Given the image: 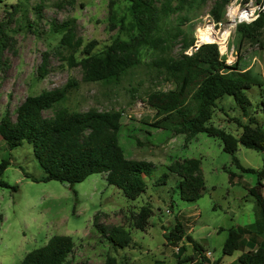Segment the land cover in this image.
I'll return each mask as SVG.
<instances>
[{
	"label": "rangeland",
	"instance_id": "374dc122",
	"mask_svg": "<svg viewBox=\"0 0 264 264\" xmlns=\"http://www.w3.org/2000/svg\"><path fill=\"white\" fill-rule=\"evenodd\" d=\"M69 1L0 2V19L13 4L18 3L20 8L8 27L14 44L5 51V63L0 66V119L5 114L14 118L25 96L74 81L76 84L68 90L61 106L70 110L119 111V142L125 155L148 161L154 168L147 177L146 190L134 200L108 184L105 173L90 174L73 185L57 180L35 181L24 175H43L31 144L24 142L8 149L0 136V159L8 157L10 162L2 174L9 186H0V264H19L26 252L44 244L53 234L70 235L75 243L74 259L92 263L102 262L109 253L116 256L118 264H241L237 261L241 250L223 255L222 246L229 228L254 223L259 217L257 198L249 190L256 184V174L241 171L233 156L223 150L219 138L198 133L187 140L182 134L174 135L151 125L156 114L146 103L147 93L173 86L155 65L157 51L143 48L140 64L118 80H83L81 67L68 65L63 54L57 53L62 33L52 29V21H73L76 35L83 42L75 53L79 59L83 46L90 41H95L92 51L97 52L114 38L125 39L134 32L130 1ZM211 5L212 0H196L162 20L160 33L169 41L170 56L180 55L184 39L192 38L204 16L211 14ZM177 31L182 34L173 37ZM229 45L234 49L238 68L264 82V27L252 38L241 37L235 29ZM43 52H49L48 66L47 72L40 75ZM247 94L251 102L248 114L264 125V84L252 86ZM44 113L50 115L51 110ZM235 118L249 121L231 97H223L214 109L213 123L237 134L240 127ZM235 156L242 166L259 168L264 153L240 145ZM186 157L200 158L205 181L204 193L193 202L180 199L174 174L168 172L163 184L157 180L173 160ZM260 191L264 198V180ZM146 203L151 205L152 215L141 230L134 226V215ZM96 212H100V223L121 224L129 229L131 243L124 248L111 247L93 225ZM176 215L186 234L201 245V254L187 241L181 253L176 246L166 244L164 233Z\"/></svg>",
	"mask_w": 264,
	"mask_h": 264
},
{
	"label": "trees",
	"instance_id": "16d2710c",
	"mask_svg": "<svg viewBox=\"0 0 264 264\" xmlns=\"http://www.w3.org/2000/svg\"><path fill=\"white\" fill-rule=\"evenodd\" d=\"M2 0H0L1 2ZM134 32L128 38H114L100 51L93 52L95 41L83 46L79 59L75 53L82 48V39L77 37L72 20L52 21V29L61 32L59 40L62 59L70 66H80L85 81L118 80L123 74L140 64L142 49L159 53L155 61L173 86L147 93L146 103L155 111L156 119L152 126L168 130L172 134H182L190 140L198 133L219 138L225 152L233 156V161L243 172L256 174L255 186L249 190L257 198L260 207L259 217L254 223L237 225L228 229L222 246L223 255H231L241 250L237 261L241 264H264V198L260 191L264 180V158L259 168L242 166L235 156L240 145L264 153V125L248 114L251 102L247 91L252 86H263L264 82L248 70L238 68L237 61L225 63L215 43H204L188 55L182 49L192 43L183 41L180 55L176 58L167 53L169 41L160 33L162 20L170 13L192 6L196 0H129ZM205 2L206 0H200ZM70 3L73 0L69 1ZM227 0H212L211 15L220 19ZM20 11L19 4L11 6L0 19V66L5 63V51L14 44L8 33L9 24ZM39 12V9H38ZM264 27V13L252 23H241L236 30L243 38H252ZM173 37L182 34L177 31ZM49 52H43L38 72H47ZM76 83L44 89L38 94L27 95L18 105L15 116L5 114L0 119V136L8 149L31 144L43 175L35 177L27 172L24 175L35 181L57 180L70 185L83 181L93 173H105L108 184L121 189L130 200L139 197L147 188V177L151 176V163L129 158L119 142L120 117L115 110H70L64 102L68 90ZM231 97L241 109L248 122L235 118L240 132L234 134L213 123L212 117L217 102L223 97ZM51 110L46 115V110ZM10 164L8 157L0 159V186H9L2 174ZM201 161L197 157L173 160L167 165L157 180L163 184L169 173L177 178L176 190L180 199L196 201L205 190L201 173ZM169 172V173H168ZM14 189L16 186L13 187ZM100 212L93 217V225L106 242L113 248H124L131 243L129 229L121 224L105 225L98 221ZM152 215V207L146 203L134 215V226L145 229ZM164 233L166 244L176 246L179 252L185 250L184 241L190 242L194 250L201 254V245L191 235L186 234L184 224L177 217ZM75 243L67 234H53L44 244L25 253L19 264H118L113 254H106L100 263L88 260H75L72 252Z\"/></svg>",
	"mask_w": 264,
	"mask_h": 264
},
{
	"label": "built area",
	"instance_id": "2783aa9c",
	"mask_svg": "<svg viewBox=\"0 0 264 264\" xmlns=\"http://www.w3.org/2000/svg\"><path fill=\"white\" fill-rule=\"evenodd\" d=\"M264 13V0H227L223 15L215 19L210 13L193 32L190 45L183 48L185 54H192L204 43H215L225 63L235 62V52L229 45L232 32L241 23H252Z\"/></svg>",
	"mask_w": 264,
	"mask_h": 264
}]
</instances>
